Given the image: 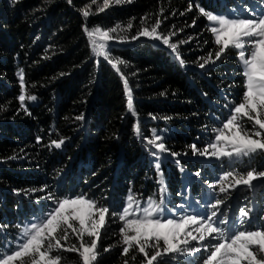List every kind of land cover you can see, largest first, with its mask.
<instances>
[{
    "label": "trees",
    "instance_id": "obj_1",
    "mask_svg": "<svg viewBox=\"0 0 264 264\" xmlns=\"http://www.w3.org/2000/svg\"><path fill=\"white\" fill-rule=\"evenodd\" d=\"M244 2L108 0L105 7L104 0H0V248L46 206L48 201L38 197H46L48 189L61 197H93L89 185L103 179L111 208L126 190L151 188L150 148L144 137L154 132L171 152L180 153L160 167L166 189L176 185L177 160L191 171L204 167L189 146L202 149L209 143L219 121L239 102L243 76L233 50L199 66L213 45L198 6L216 13ZM83 10L90 15L84 17ZM157 18L158 32L170 36L177 53L161 40L132 39ZM97 27L117 28L109 33L113 38L105 51L114 63L123 61L117 65L120 71L92 55L85 28ZM21 70L25 94L37 97L26 99L24 107L18 99ZM124 79L136 116L128 108ZM61 139L64 143L56 148L52 141ZM251 168L264 170V157L248 158L238 170ZM45 186L44 192L32 191ZM255 223L264 227L260 218ZM103 233L110 236L108 228ZM100 253L98 264L126 259L120 246ZM59 254L66 258L62 264H79L77 253ZM171 262L167 264H181Z\"/></svg>",
    "mask_w": 264,
    "mask_h": 264
},
{
    "label": "snow or ice",
    "instance_id": "obj_2",
    "mask_svg": "<svg viewBox=\"0 0 264 264\" xmlns=\"http://www.w3.org/2000/svg\"><path fill=\"white\" fill-rule=\"evenodd\" d=\"M104 5L108 6V0H104ZM258 7L260 11L245 5L246 14L236 13L235 10L229 14H217L198 6L199 12L210 22L214 44L218 46L217 50L208 53L206 59L202 58L203 63L199 66L203 68L208 63H215L234 49L244 81L240 102L231 107L229 116L213 130L214 135L209 143L202 149L196 144L189 146L193 155L229 161L233 158L264 157V0H260ZM191 8L189 5L188 10ZM82 15L88 17L90 11L83 10ZM160 25L161 20L157 18L150 29L142 27L132 39L147 37L161 40L173 53H177L178 46L170 42V36L158 32ZM131 27L129 24L128 28ZM116 31V27L105 31L99 27L91 30L85 28L95 54L104 57L120 71L117 65L123 61L114 63L105 51L106 45L97 39L110 40L113 37L109 33ZM177 59L183 64L178 54ZM18 75L21 88L18 99L21 107H24L26 99L34 101L37 97L25 94L23 70ZM124 85L128 108L136 116L126 79ZM77 119H83V116ZM144 140L150 146L154 167L162 177L159 162L161 154L169 153L177 157L180 153L171 152L163 142V137L155 132L151 138L144 137ZM63 143V139L52 141L56 148H60ZM176 163L179 164V160ZM195 175L198 177L200 173L196 172ZM261 178H264V170L255 168L245 172L225 171L215 184H208V188L227 194L240 186L253 189L254 182ZM159 183L161 195L158 201L149 197L142 204L130 192L118 212L111 211L109 206L101 205L85 194L54 199L49 192L46 197H38L39 200H53L54 206L26 224L14 244L0 248V264H62L66 258L59 254L61 251L77 253L79 264H98L101 255L99 241L102 230L108 227L110 217L113 222L119 221V239L116 245L105 247L103 252L120 246L121 255L126 257L123 264H167V259L192 256L201 251L206 253L201 264H264V227H243L251 220L250 210L240 208L239 216L231 227L227 216L220 211L225 204L222 198H216L204 206L206 215L184 212L176 215L177 209L172 208L169 215L165 216L163 193L166 188L162 180ZM45 190L46 186L32 191ZM179 207L183 208V205ZM260 219L264 220V216ZM70 239L78 243H69ZM193 242L199 246H194Z\"/></svg>",
    "mask_w": 264,
    "mask_h": 264
},
{
    "label": "rangeland",
    "instance_id": "obj_3",
    "mask_svg": "<svg viewBox=\"0 0 264 264\" xmlns=\"http://www.w3.org/2000/svg\"><path fill=\"white\" fill-rule=\"evenodd\" d=\"M242 1V0H241ZM260 0H245V4L248 7L251 8H256L257 11H260V8L258 7ZM232 10H235L236 13L240 14H246L244 10V6H240V4H237L236 7L234 6L228 11H220L216 12L217 14H229L232 12ZM207 28L208 31L210 32L211 38H212V50L213 52L217 50V47L214 44V36L210 31V22L207 21ZM88 37V36H87ZM89 39V37H88ZM99 43H104L107 44L109 40H99ZM91 45V44H90ZM92 49V55L94 58L99 59L102 56H98L95 54L93 51V47L91 45ZM233 52L236 55L237 58V53L236 50L232 49ZM238 60V59H237ZM240 64V62H239ZM241 66V65H240ZM242 70V69H241ZM244 81V78L243 80ZM243 83V82H242ZM243 90V89H242ZM243 92V91H242ZM237 96L238 101L240 102L241 100V95ZM225 117L222 121H219L217 124V127L221 125V123L226 119ZM251 127V125H248ZM216 127V128H217ZM214 135V134H213ZM210 142V141H209ZM150 148V146H149ZM150 153V152H149ZM149 168L152 171V175L148 174V177L151 178L152 181V186L151 188H147L145 191H142L141 193L138 191H134L132 194H134L138 199L141 200L142 204L147 201L149 197L153 198L154 200H159L160 198V183L159 181H163V176H159L157 173L156 168L154 167V158L149 154ZM193 157L197 159H203V163L205 164L204 167L197 171H191L188 168H184L183 165L175 164L176 166V185L174 188L171 189H166V191L163 193L164 196V207H165V216L169 215V210L172 208H176L177 212L176 215H179L181 212H184L185 214H199V215H206L207 211L206 208L204 207L206 204L211 203L214 201L216 198H222L225 199V204L221 207L220 211L224 213V215L227 216L229 220V227L233 225L237 217L239 216V209L240 208H245L251 211V220L244 224V228H255L257 219H259L261 216H264V178H261L257 181L254 182L255 187L253 189H248L245 186H240L234 191H229L227 194L219 193L218 189L213 190L208 188V184H215L218 178L225 172V171H232L235 170L236 172H244V170H238V167L240 163H243V161H248V158H243V159H237L233 158L231 161L224 159V160H217L214 158H205L200 155H193ZM174 161V157L170 155L169 153H163L161 154L160 157V167L162 165H166V161ZM211 166H215V169H213ZM196 172H199L200 175L197 177L195 175ZM93 174H89L88 180L90 176ZM95 176V175H94ZM90 182V181H89ZM102 182V183H101ZM207 182V183H206ZM106 184H103V179L96 180L92 182L89 187L88 191L92 190L94 195L92 196H87L89 198H92L96 201L99 202L101 205L109 206L108 202L105 201L104 197L105 196V189L108 188ZM52 194L53 191L51 189H48ZM130 193L129 189L126 190V192L122 195L117 196L116 199V204L113 205V207L110 208L111 211H119L123 204L126 201L127 195ZM260 195V197H259ZM64 196H66L64 194ZM71 196V195H69ZM54 199L55 198H62L61 196H56L55 193L53 194ZM46 206L43 207L41 210H37L36 216H34L32 219L27 221L24 224H21L19 226L18 232L15 233L14 237L6 242V245L4 248L9 247L10 245L14 244V242L18 239L21 229L28 223L32 222L35 217L41 215L42 213H45L54 206L53 200H47L45 199ZM183 205V208H180L179 206ZM223 218V217H221ZM118 226H119V221L113 222V219L110 217L109 218V224H108V230H110V236H104L102 230L101 234V239L99 241V251H103L105 247L113 246L116 245L119 239L118 235ZM104 236V237H103ZM194 246H199L196 245V242H193ZM116 247V246H115ZM113 247H111L112 249ZM206 255L203 251L200 253L193 254L192 256H177L175 259H167L172 261V262H178L181 264H201L202 258ZM171 262V263H172Z\"/></svg>",
    "mask_w": 264,
    "mask_h": 264
}]
</instances>
